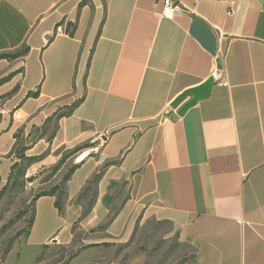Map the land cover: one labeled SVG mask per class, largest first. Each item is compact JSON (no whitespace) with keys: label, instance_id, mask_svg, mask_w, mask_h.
<instances>
[{"label":"crops","instance_id":"1","mask_svg":"<svg viewBox=\"0 0 264 264\" xmlns=\"http://www.w3.org/2000/svg\"><path fill=\"white\" fill-rule=\"evenodd\" d=\"M178 1L0 0V54L26 50L0 67V159L25 127L34 166L74 168L34 221L47 199L71 235L97 177L112 233L151 218L193 264H264V0Z\"/></svg>","mask_w":264,"mask_h":264},{"label":"rangeland","instance_id":"2","mask_svg":"<svg viewBox=\"0 0 264 264\" xmlns=\"http://www.w3.org/2000/svg\"><path fill=\"white\" fill-rule=\"evenodd\" d=\"M25 52L22 48L0 54V67L20 60ZM6 79L0 77V84ZM29 130L18 128L9 153L0 159V264H193L178 249L168 227L151 218L142 223L138 219L125 232L118 225L112 231L119 234L112 233L110 224L119 209L91 208L98 194L97 177L80 195V199L91 201L65 210L72 217L71 235L66 216L54 213L47 199L41 201V214L32 225L41 194L56 193L58 200L64 201L70 163L63 157L51 168L34 166L27 151ZM49 233L60 239L53 237L43 246L42 240Z\"/></svg>","mask_w":264,"mask_h":264},{"label":"built area","instance_id":"3","mask_svg":"<svg viewBox=\"0 0 264 264\" xmlns=\"http://www.w3.org/2000/svg\"><path fill=\"white\" fill-rule=\"evenodd\" d=\"M156 1H161L162 4H163L162 12H161V15L163 17L173 19L178 14H180L181 11H182L181 6H180V2L178 0H156ZM212 75L219 82L224 83L226 81V78H225V70L222 67H216L212 71ZM92 151H94L93 148L90 149V150H88V151L82 150V151L78 152V154L74 158V163L75 164L82 163L85 160V158L88 155H90V153Z\"/></svg>","mask_w":264,"mask_h":264},{"label":"trees","instance_id":"4","mask_svg":"<svg viewBox=\"0 0 264 264\" xmlns=\"http://www.w3.org/2000/svg\"><path fill=\"white\" fill-rule=\"evenodd\" d=\"M74 170V168H70V174L72 173V171ZM70 174H69V176H70ZM68 176V177H69ZM68 179V178H67ZM45 195H50L49 193H43V194H41L39 197H41V196H45ZM55 206L58 208V210H59V212H61V208H60V201L59 200H57L56 202H55ZM34 218H35V216H34ZM34 218H33V221H32V224H33V222H34Z\"/></svg>","mask_w":264,"mask_h":264}]
</instances>
